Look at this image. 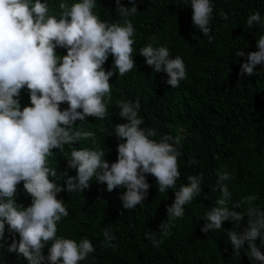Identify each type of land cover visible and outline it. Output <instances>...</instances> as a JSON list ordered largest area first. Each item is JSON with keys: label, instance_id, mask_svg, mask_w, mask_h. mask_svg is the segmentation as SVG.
<instances>
[{"label": "clouds", "instance_id": "clouds-1", "mask_svg": "<svg viewBox=\"0 0 264 264\" xmlns=\"http://www.w3.org/2000/svg\"><path fill=\"white\" fill-rule=\"evenodd\" d=\"M191 8L192 26L212 40L210 22L213 18L212 0H181ZM50 0H0V248L7 245L9 253L23 258L26 264H80L95 251L88 238L78 242L57 236V223L68 216L65 202L58 199L62 191L82 192L89 181L106 184V191L122 188L119 196L123 209H134L147 198L150 187L146 175L155 178L157 192L176 188L180 176L177 158L179 137L167 134L153 139L154 130L141 127L138 101H120L118 115L125 122L113 126L118 143L116 160L109 163L99 146L76 148L81 140L96 143L95 133L83 131L76 121L86 117L102 120L106 117L110 98L109 79L132 70L133 24L129 16L137 12L135 0L130 7L114 0L115 13L122 23L102 21L93 9L97 0H60L59 13L49 10ZM223 19H228L221 13ZM264 27V17L254 12L246 19ZM155 40V37L151 38ZM256 50L235 53L244 57L238 75L254 74V68H264V35L256 39ZM57 49L66 54L60 55ZM144 63L154 73L166 74V84L177 87L186 76L180 56L170 57L166 46L147 43L139 49ZM112 57V67L103 65ZM258 72L256 73V75ZM27 92L29 103L21 107L20 93ZM61 104L67 107L61 108ZM71 145L66 168L60 171L64 187L57 183V170L49 166L53 149L64 151ZM196 163L195 159L190 161ZM75 170L69 175L68 170ZM61 179V180H62ZM227 172L217 175L220 197L215 206L206 210L201 232H214L222 223H232L227 233L232 252L247 250L250 264H264V211L249 207L241 212L238 202H231V193L224 183ZM60 180V181H61ZM31 197L28 206L16 203L17 185ZM202 174L190 175L187 183L173 192V201L165 207L167 219L180 218L184 207L201 195ZM247 216L246 223L245 217ZM11 243L5 237V226ZM168 225L161 223L159 232L167 236ZM18 234V239L17 235ZM103 236L111 240L109 230ZM145 239L158 247L155 232H145ZM259 238V244L256 243ZM247 246L246 248L244 246ZM47 248V255L42 250Z\"/></svg>", "mask_w": 264, "mask_h": 264}, {"label": "trees", "instance_id": "trees-1", "mask_svg": "<svg viewBox=\"0 0 264 264\" xmlns=\"http://www.w3.org/2000/svg\"><path fill=\"white\" fill-rule=\"evenodd\" d=\"M59 2L50 0V12L61 11ZM212 2L209 32L212 40L209 41L193 28L191 8L181 0H135L137 12L128 17L134 27V66L123 76H117L113 70L114 75L109 79V111L104 119L86 117L85 121L75 122L81 130L93 131L96 143L81 140L73 147L99 146L106 153L105 159L115 162L118 141L108 134L114 125L125 122L118 115L117 104L138 101L141 127L154 130L153 139L165 134L179 137L180 176L175 189L160 193L155 178L146 175L150 187L143 206L128 210L121 207L119 199L124 189L108 192L106 184L94 179L82 192L59 193L57 198L65 202L68 216L57 223V236L77 242L88 238L95 248L80 264H250L246 249L232 252L224 230L232 228L231 222H223L224 229L214 232L205 233L200 229L205 222V211L214 207L220 197L218 189H211L222 172L230 176L224 182L231 193L230 204L238 202L237 210L241 212L249 207L264 211V68L257 65L253 75L240 76V63L245 58L235 55L242 49L246 54L255 51L256 39L264 35V27L254 24L249 28L246 24L247 17L254 12L264 17V0ZM67 3L71 5L73 0ZM121 4L131 6L129 0H121ZM93 11L102 21L122 23V18L115 13L114 0H97ZM221 13L228 19H223ZM147 43L154 47L166 46L170 57L182 58L186 76L177 87L171 88L165 83V73H154L144 63L138 52ZM56 51L66 54L63 49ZM103 67L105 70L112 67L111 55ZM19 99L21 107L29 103L26 90H21ZM71 148L65 145L63 152L53 149L49 157V166L57 170V183L61 187L64 181L60 171L66 168ZM193 159L194 164L190 162ZM68 172L75 175L73 169ZM196 174L203 176L201 195L183 206L182 217L167 219L165 207L173 201L172 191L186 184L188 176ZM22 184L17 185L15 200L26 207L31 197ZM247 219L246 216L242 223ZM161 223L168 225L167 236L159 232ZM105 229L111 233V240L103 236ZM152 231L160 241L158 247H153L144 237L145 232ZM5 237L11 243L7 225ZM256 243L259 244V238ZM261 251L264 253V248ZM42 254L47 255V248ZM0 264H26V261L9 253L5 245L0 248Z\"/></svg>", "mask_w": 264, "mask_h": 264}]
</instances>
